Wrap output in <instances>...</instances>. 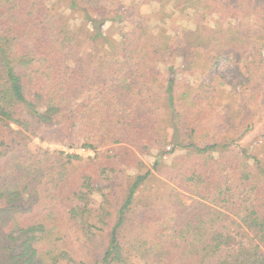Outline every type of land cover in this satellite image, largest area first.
Returning <instances> with one entry per match:
<instances>
[{"label": "trees", "instance_id": "trees-1", "mask_svg": "<svg viewBox=\"0 0 264 264\" xmlns=\"http://www.w3.org/2000/svg\"><path fill=\"white\" fill-rule=\"evenodd\" d=\"M184 3L206 16L205 0ZM262 3L248 24L219 17L176 41L143 16L110 35L109 0H63L60 12L47 0H0V264H264V167L234 140H203L205 83L182 86L176 71L180 62L204 74L244 54L262 101ZM34 138L81 140L95 154L32 150ZM178 151L182 164L163 181L178 191L161 215L131 217L139 189ZM152 153L114 205L101 178Z\"/></svg>", "mask_w": 264, "mask_h": 264}, {"label": "rangeland", "instance_id": "rangeland-1", "mask_svg": "<svg viewBox=\"0 0 264 264\" xmlns=\"http://www.w3.org/2000/svg\"><path fill=\"white\" fill-rule=\"evenodd\" d=\"M47 1H51V6L55 10L63 11L61 7L63 0ZM250 1L252 5H250ZM262 1L205 0L206 7L202 9V13H206L204 16L195 9L187 7L184 0L169 2L164 8H160L154 2L144 4V0H109V10L112 12L107 16L109 23L106 30L109 31L110 35L117 36L120 32L119 21L122 19L126 27L125 31H131L143 22V16L146 18V23L156 30L159 27L167 28L176 41H182L192 30L196 29L198 24L206 23L212 26L219 17L232 22L233 25L240 22L248 24L252 22L253 11L263 8ZM249 15L251 16L249 17ZM243 53L241 52V55ZM248 61L244 54L239 63L224 58L219 61V64L208 68L204 74L193 71L186 72L183 64L178 62L176 71L178 74L177 82L182 86H195L205 83L200 91L208 92L213 106L209 105V102L205 103L206 106H204L203 114L207 120L204 122L206 128L202 130L206 133V138L203 137V140H206L207 143L217 142L221 144H229L234 140V145L238 146L237 149L241 146L253 155L252 166L256 169L257 165L264 167V99L258 101L261 95L257 96V92L254 91V83L247 80L248 77H251L250 73L247 72V68L250 67ZM207 115H209L208 118ZM37 147L76 153L84 158L92 157L95 154L92 150L82 148L81 140H77V144L69 147L65 142L58 143L34 138L31 148L35 150ZM141 159L144 162L143 167L124 168L123 171L117 173H107L104 180L101 178L102 183L113 186V192L109 194V199L114 205L124 199L135 175L145 173L152 168L155 153L142 155ZM182 160L183 154L178 151L164 159L165 165L161 168V172L153 171L154 177L137 193L135 208L131 217L142 215L148 209L161 215L163 204L167 203L170 196L178 191L172 184L170 186L163 184L166 179L165 175L176 173L182 164ZM180 198L190 202L184 195H180ZM74 235L77 234L74 233ZM74 235L70 237V241H72L73 248L77 249L75 240L79 241V239ZM98 241L106 244L107 236H100ZM98 251L103 252L104 247L99 246ZM61 264L66 263L62 262Z\"/></svg>", "mask_w": 264, "mask_h": 264}]
</instances>
